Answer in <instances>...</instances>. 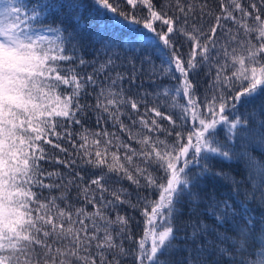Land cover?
<instances>
[{
  "label": "snow or ice",
  "instance_id": "obj_1",
  "mask_svg": "<svg viewBox=\"0 0 264 264\" xmlns=\"http://www.w3.org/2000/svg\"><path fill=\"white\" fill-rule=\"evenodd\" d=\"M92 5L86 60L77 0H0V264H264V103L237 114L264 96V0Z\"/></svg>",
  "mask_w": 264,
  "mask_h": 264
},
{
  "label": "trees",
  "instance_id": "obj_2",
  "mask_svg": "<svg viewBox=\"0 0 264 264\" xmlns=\"http://www.w3.org/2000/svg\"><path fill=\"white\" fill-rule=\"evenodd\" d=\"M77 2L81 3L82 5H84V7L82 9H78V10H74L72 11L70 14L68 13L67 9H64L63 12L68 16L67 19H65L64 24L65 26L68 28V31L71 32L74 29L77 28V24L75 22V20L73 19V17H75L77 14L80 15L81 17V23L84 25H87V27H84L82 30H80V37H81V51L79 53H77L78 55H83V57L86 60H92L95 58L96 56V52L95 50L100 48V44L98 43H94L93 41V35L95 33V25L92 24V18L90 17V13L93 11V5H92V0H77ZM209 3V7L214 8L215 10L218 11L219 9V0H208ZM121 27H123V25H121ZM117 35H119V33H117ZM185 53H187L188 51V46L185 44L184 49ZM123 55V53L121 54ZM157 66H159L160 62L159 60L156 61ZM145 69H147V66H145ZM87 71H91V68H88ZM197 79H200L202 82L204 81L205 77H204V72L202 71L200 76L197 77ZM153 81H155L156 84H165V85H170L173 83H176V81H171L170 79L167 78H157L155 76H153L151 79H149L148 75H144L140 78V80L137 81V83H141L143 82L144 88H147L149 91H152L153 89ZM90 102L91 98H89ZM261 103H264V96H260L258 97L255 101H253L252 104H249L247 106V108L243 107V106H239L238 105V112L237 114H242L245 113V111H251L253 108H258ZM232 117L230 116V119ZM165 126H167V122H164ZM87 126L93 129H97L99 126L95 124L94 120H90L87 122ZM75 130H79L78 128ZM109 130L112 131L113 129L109 126ZM224 135L225 133L222 131L220 133V138L224 139ZM65 146H67V144H65ZM63 155V154H60ZM252 155L256 156L258 159L260 160H264V152H262L261 150H252ZM213 166H214V170H218V169H223L225 172L229 173L230 175H235L237 179H240L243 176V170L237 166V165H232V164H228V163H221L219 160H214L213 162ZM43 167L48 170V171H54L59 167L60 171H64L62 166H57L55 164H50V163H44ZM193 170L194 171H198L199 170V166L197 165H193ZM125 186H128L127 182L125 181ZM204 187L200 190L201 191V195H204L210 191L213 190L214 185L213 182L211 180H205L204 182ZM216 187L218 190V194L220 192L223 193H227L230 191V188L223 186V182L222 181H217L216 182ZM144 194L147 195L148 192L147 190H144ZM45 195H47V192L45 191ZM158 192L153 191L151 193V199H157L158 198ZM191 207V205H189L187 202H185L181 208V211L183 213V215L180 217V220H186L188 219V211L189 208ZM254 207V205H253ZM204 209V205L201 204L199 205L197 211L200 212ZM121 214H125V212L127 213L128 216L132 217L131 220V231L133 233V238L135 240H138L142 235H143V230H144V217L140 214V210H133L131 208H127V209H121ZM257 214H259V210H257ZM204 220H206L207 223L209 224H213L214 221L211 220L206 214L202 217ZM221 232L224 231V228L220 229ZM229 235H232L231 232L228 233ZM184 233L181 232L180 236L183 237ZM180 243H183V241L181 240ZM130 245V242L126 241L125 242V246L128 247ZM224 247H228V244L226 243L225 245H223ZM188 253L187 252H177L174 253L172 256L173 260L179 261L182 257L187 256ZM124 264H134L133 258H129L127 260H125Z\"/></svg>",
  "mask_w": 264,
  "mask_h": 264
}]
</instances>
